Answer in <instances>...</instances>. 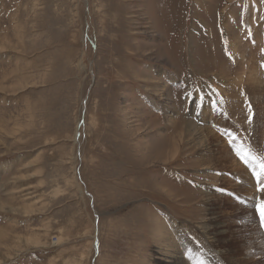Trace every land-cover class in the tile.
<instances>
[{"label":"rangeland","instance_id":"1","mask_svg":"<svg viewBox=\"0 0 264 264\" xmlns=\"http://www.w3.org/2000/svg\"><path fill=\"white\" fill-rule=\"evenodd\" d=\"M263 27L264 0H0V264H264Z\"/></svg>","mask_w":264,"mask_h":264},{"label":"bare ground","instance_id":"2","mask_svg":"<svg viewBox=\"0 0 264 264\" xmlns=\"http://www.w3.org/2000/svg\"><path fill=\"white\" fill-rule=\"evenodd\" d=\"M229 25H227V29H228V32H229V36H230V43H232V40H234V39H236V38H239V33L238 32H233V33H231V31H230V29H229ZM264 28V27H263ZM260 34L258 35V37H257V39H256V41L259 43V41H260ZM253 45H255V44H253ZM240 48H241V52H243V58H242V60H246V58H245V56H247V55H249L250 54V49L248 48V44L246 43V44H243L242 46H240ZM260 49V48H259ZM254 52L256 51V50H253ZM259 52H260V50H259ZM258 52V53H259ZM261 53V52H260ZM243 66H244V63H243ZM260 68V67H259ZM258 68V66L253 62L252 63V65L251 66H248L247 67V75H248V82H250V84H252L251 86H252V88H253V90H254V92H255V94H254V97H255V100L256 99H259V98H261V100H262V102H263V100H264V98H262V97H259L260 95H261V93L259 92V90H260V87L261 86H263V81L260 79V75H262L261 74V71H260V69ZM256 90H258V91H256ZM264 90V89H263ZM257 92V93H256ZM256 96L257 97H259V98H256ZM263 96V95H262ZM264 103V102H263ZM259 106V105H258ZM235 121V120H234ZM188 128V127H187ZM189 128H192V127H189ZM204 137V136H203ZM250 144V143H249ZM249 146V145H248ZM248 148V147H247ZM231 158V157H230ZM235 162H237L235 159H232L231 158V163H233V165L235 164ZM236 165H239L238 163H236ZM241 166V165H240ZM250 177V176H249ZM240 190H244V188H240ZM245 190H247V189H245ZM262 192V191H261ZM255 195L253 194V197H254ZM262 197V196H261ZM254 215V214H253ZM252 215V216H253ZM253 218V217H252ZM248 222V224H251L252 222H251V220L249 221H247ZM202 228V227H201ZM213 235V234H212ZM261 235V234H260ZM252 237L254 238V236L252 235ZM259 235H258V237L257 236H255V238H258L259 239ZM261 237L263 238V236L261 235ZM213 238H215V235L213 236ZM250 241H249V243H251V244H249L248 246V253H245V255L246 256H250L251 258H253V260L255 261V260H257V259H261V258H263L264 257V240L262 239H260L259 241H256V242H254L252 239H249ZM219 240L216 238L215 239V241H213L214 243H217ZM35 242H37V241H35ZM34 244V243H33ZM175 245V244H174ZM168 246V245H167ZM171 248H174V246L173 245H171L170 246ZM193 254V253H192ZM167 255V254H166ZM167 256H170V255H167ZM173 257H175V256H173ZM258 261V260H257ZM187 261L184 259V256H177V262H175L174 264H187L186 263ZM262 262V261H261ZM264 262V261H263ZM262 262V263H263ZM169 263H171V262H169Z\"/></svg>","mask_w":264,"mask_h":264},{"label":"snow or ice","instance_id":"3","mask_svg":"<svg viewBox=\"0 0 264 264\" xmlns=\"http://www.w3.org/2000/svg\"><path fill=\"white\" fill-rule=\"evenodd\" d=\"M247 7V5H246ZM261 51H264V49H261ZM262 67H264V64L261 65ZM214 95H219L218 93H213ZM224 101L223 99H221L219 101V104H223ZM213 107L216 108L217 111H221L222 109H220L219 107H217V101H213ZM248 119L251 120L252 116H251V106L249 105V116ZM237 156L240 158V160L245 164L248 165L250 163L249 159H246L244 155H241V153L239 151H237ZM252 159H255V157H252ZM260 168H261V172H256L255 168L252 169L250 175H255L256 177V182L260 185V189L261 191H264V179H261L262 176H264V162H262L260 164ZM256 209L259 212L260 215V224L261 226H264V200H261L257 205H256Z\"/></svg>","mask_w":264,"mask_h":264}]
</instances>
